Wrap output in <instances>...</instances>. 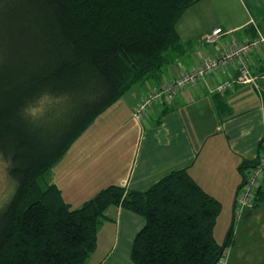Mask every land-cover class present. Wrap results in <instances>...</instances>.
<instances>
[{
	"label": "trees",
	"instance_id": "obj_1",
	"mask_svg": "<svg viewBox=\"0 0 264 264\" xmlns=\"http://www.w3.org/2000/svg\"><path fill=\"white\" fill-rule=\"evenodd\" d=\"M200 1L0 0V158L15 182L0 208V264H86L114 207L145 221L134 264L219 263L221 204L187 169L143 192L109 185L75 208L46 178L134 84L185 54L177 24ZM258 164L240 167L243 181Z\"/></svg>",
	"mask_w": 264,
	"mask_h": 264
},
{
	"label": "crops",
	"instance_id": "obj_2",
	"mask_svg": "<svg viewBox=\"0 0 264 264\" xmlns=\"http://www.w3.org/2000/svg\"><path fill=\"white\" fill-rule=\"evenodd\" d=\"M216 29H221V34L215 42L207 43ZM177 32L182 41L193 40L194 46L159 79L148 80L144 88L132 86L113 105L118 104L111 121L114 129L106 136L113 140L109 148L100 154L92 145L88 155L80 152L73 157L75 142L52 168L61 170L59 182L50 178L62 195L82 204L109 185L143 192L170 172L187 169L221 204L214 237L224 245L229 235L227 264H264V178L257 206L238 221L233 213L243 182L240 167L245 162L264 163V84L260 93L243 85L216 94L221 83L235 77L236 66L232 64L224 73L179 90L171 104L151 107L141 121H134L132 115L146 93L171 81L180 71H189L259 35L264 37V0H201L183 14ZM245 59L252 73L264 72V45ZM96 159L99 169L94 165ZM144 224L142 217L121 207L108 209L97 234L96 250L86 264H134L131 248Z\"/></svg>",
	"mask_w": 264,
	"mask_h": 264
},
{
	"label": "built area",
	"instance_id": "obj_3",
	"mask_svg": "<svg viewBox=\"0 0 264 264\" xmlns=\"http://www.w3.org/2000/svg\"><path fill=\"white\" fill-rule=\"evenodd\" d=\"M221 34V29L213 31L208 37L207 43H213ZM264 45V37L259 35L257 38L235 45L219 52L218 55L205 59L199 66L189 70L180 71L171 81L165 83L157 90L150 92L148 96L141 100L135 109V116L139 120L146 109L152 104H170L176 91L184 90L191 86L202 83L208 77L224 73L226 69L234 64L236 66V75L221 83L216 89L219 93H224L234 86L250 85L259 93L264 84V72L252 73L249 69L246 59L253 50H259ZM151 105V106H152ZM264 176V163H260L247 171L245 179L240 186L234 203V220H240L243 215L254 208L255 196ZM229 249L222 252L218 264H227Z\"/></svg>",
	"mask_w": 264,
	"mask_h": 264
},
{
	"label": "rangeland",
	"instance_id": "obj_4",
	"mask_svg": "<svg viewBox=\"0 0 264 264\" xmlns=\"http://www.w3.org/2000/svg\"><path fill=\"white\" fill-rule=\"evenodd\" d=\"M225 6H226V4H225ZM232 7H233V9H234V6H233V4H232ZM190 11V10H189ZM192 11H194V10H191V12ZM191 12H189V14L191 13ZM189 14H187V17H188V15ZM221 16H219V18H220ZM236 16H234V18H235ZM181 41H182V39H181ZM183 43H186L185 44V49H186V51L188 52L189 50H191L192 49V46H194V41L193 40H190V41H185V40H183L182 41ZM204 61V60H203ZM202 61V62H203ZM148 81H145V82H138V83H136V84H134L133 86L134 87H138V86H143L142 88H144V87H146L148 84ZM143 84H145V86L143 85ZM201 84V83H200ZM199 85V84H198ZM128 92V91H127ZM126 92V93H127ZM176 92H178V91H176ZM175 92V93H176ZM215 92H216V94H223V93H219L218 91H217V89L215 90ZM125 93V94H126ZM150 94V92L149 93H146L144 96H143V98L141 99V100H144V98L146 97V96H148ZM174 96V95H173ZM125 97V96H124ZM123 97V98H124ZM122 98V99H123ZM174 98V97H173ZM173 98L171 99V102H170V104L172 103V101H173ZM120 101H121V99H120ZM41 104H42V106L45 104V102L44 101H42L41 102ZM158 104H160V103H158ZM158 104H154V105H150L149 106V108L148 109H146V111H145V113L142 115V117H141V119L143 118V116L146 114V112L151 108V107H153V106H155V105H158ZM116 105H118V104H116ZM116 105L115 106H111L109 109H107L106 110V112H104L102 115H100L89 127H88V129L82 134V136L79 138V139H77V141H76V145L74 146V150H71L72 152L73 151H75V153H74V156L73 157H76V155L78 154V153H80V152H82L83 154H82V156L83 155H88V153H89V150L92 148V145L94 146V147H97V151L101 154L102 153V151H104V150H107L108 148H109V141L111 140V141H113L112 139H108L106 136H108V133L109 132H112L113 131V129H114V123H112L111 121H113V120H115L114 118H115V112H116V110H115V107H116ZM163 105H166V104H163ZM137 108V107H136ZM135 108V109H136ZM135 110H134V112H133V119H134V121L136 120V121H141V119H137L136 118V116H135ZM136 123V122H135ZM114 143V142H113ZM114 145L115 146H117V144L116 143H114ZM80 149H81V151H80ZM71 152V153H72ZM98 155V154H97ZM85 157H87V156H85ZM77 160V159H76ZM82 163V162H81ZM98 164H99V159H96V160H94V165L96 166V168L97 169H99V167H98ZM72 165H75V163H72ZM82 165V164H81ZM55 166V165H54ZM53 166V167H54ZM96 168H94V169H96ZM91 171H92V169H91ZM96 171V170H95ZM58 172L61 174V170H55V171H52V168H51V170L49 171V173L47 174V176H46V178H47V180L48 181H51L52 182V184L53 183H55L56 185H57V183H56V181H58L59 182V180L57 179L58 178ZM50 176H51V178H52V180H53V178L54 179H56V181H52L51 180V178H50ZM263 178H264V176H263ZM58 186V185H57ZM14 190H15V182L9 177V175H8V172H7V164L0 158V208L5 204V202H7L10 198H11V196L13 195V193H14ZM63 198H64V200L66 201V202H68L69 204H71V206L73 207V208H75V207H77V206H79L81 203L80 202H82L81 200H75V201H71L70 199H69V197L68 196H66V195H63ZM234 213V212H233ZM226 249H228V246H226L224 249H223V251L224 250H226ZM222 251V252H223ZM92 256V255H91ZM229 258V257H228ZM87 263V262H86Z\"/></svg>",
	"mask_w": 264,
	"mask_h": 264
}]
</instances>
